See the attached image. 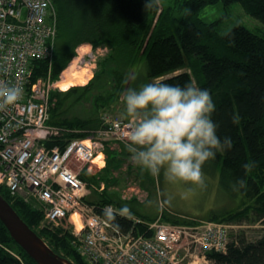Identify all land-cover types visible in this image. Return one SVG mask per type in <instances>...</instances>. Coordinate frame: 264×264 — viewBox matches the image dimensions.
<instances>
[{
    "label": "trees",
    "instance_id": "trees-1",
    "mask_svg": "<svg viewBox=\"0 0 264 264\" xmlns=\"http://www.w3.org/2000/svg\"><path fill=\"white\" fill-rule=\"evenodd\" d=\"M52 1L58 12L59 24L52 80L59 81L80 46L90 44L98 48L108 45L113 49V62L118 64L110 82L114 91L110 98L124 94L128 85V69L135 64L141 65L144 84L163 78L161 82L181 86L195 81L201 89H208L216 108L212 119L218 125L217 134L221 141L225 137H231L233 141L231 149L217 150L215 158L208 162L220 173V189L224 194L241 200L242 205L239 210L214 216L211 220L243 225L253 216L254 222L264 225V27L258 33L236 25L222 34L218 29L220 21L206 23L199 16L205 7L219 2L226 7L240 3L249 16L264 26V0H183L180 19L172 17L171 8H161L156 0H148L152 5L149 8H145L146 0ZM151 15L159 19V25L153 31L149 26ZM47 71V64L38 63L34 80L46 77ZM95 78L94 74L88 84H77L71 91L89 90ZM61 94L65 93L51 92L50 124L69 130L86 128L88 125L82 121L60 118L59 112L64 104L57 97ZM98 100L105 102L107 98L103 95ZM234 117L238 122L233 123ZM76 137L86 136L64 133L50 146H64L66 139ZM95 163L100 167L102 160L98 157ZM245 165L250 167L245 168ZM81 178L88 186L96 183L95 176L86 172ZM241 180L243 185L238 183ZM0 194L56 254L74 264H86L74 250L72 236L67 229L49 225L38 229L44 220L40 209L21 198L10 197L3 187H0ZM110 204V201H104L91 205L100 211L101 207ZM111 222L118 224L123 231L135 226L132 218L119 215ZM0 242L15 251L22 260L0 248V264H36L12 240L1 222ZM206 259L207 264H264V234L252 242L244 235L234 236L229 239L225 252L209 251Z\"/></svg>",
    "mask_w": 264,
    "mask_h": 264
},
{
    "label": "built area",
    "instance_id": "built-area-1",
    "mask_svg": "<svg viewBox=\"0 0 264 264\" xmlns=\"http://www.w3.org/2000/svg\"><path fill=\"white\" fill-rule=\"evenodd\" d=\"M58 25L52 0H0V83L18 86L23 93L15 105L0 111V187L10 197L38 207L44 214L43 226L67 229L74 250L86 264H179L192 250L203 251L205 259L209 251L225 252L231 225L132 218L135 226L123 231L104 216L103 209L117 210L114 206L98 211L86 201L88 183L81 176L92 173L100 152L107 164L103 143L91 136L50 146L64 133L73 132L50 124L51 92L62 90L57 82L51 74L34 80L38 63L52 69ZM127 131L125 117L107 112L102 116L100 137L126 144ZM74 214L83 224L81 231ZM0 248L21 260L1 242ZM182 248L187 252L180 259Z\"/></svg>",
    "mask_w": 264,
    "mask_h": 264
},
{
    "label": "rangeland",
    "instance_id": "rangeland-1",
    "mask_svg": "<svg viewBox=\"0 0 264 264\" xmlns=\"http://www.w3.org/2000/svg\"><path fill=\"white\" fill-rule=\"evenodd\" d=\"M181 2L183 0H158L157 3L161 8H171L172 17L180 19L183 16L180 11ZM199 16L206 23L220 21L218 29L222 34L227 33L236 25H243L258 33L262 32L264 27L260 21L249 16L240 3L226 7L223 2H219L205 7ZM149 22L151 31L159 25L157 16L154 18L151 15ZM168 24H164V27ZM84 46H87L90 52L86 51L87 49L82 51ZM112 54L113 49L108 45L95 48L93 45L84 44L76 50V55L66 70L68 71L75 59H78L79 66L89 72L90 79L95 74L96 78L89 90L71 91L73 87L77 86V83L71 86L61 84V80L64 78H70L74 82V79L76 80L74 71H69L65 77L63 75L65 70L60 75L59 81H56L62 89L60 91L58 89L56 92L65 93L57 97L64 104L59 112L60 118L86 123L88 125L86 128H74L71 132L86 137H96L103 143L104 153L107 155V164L104 154L100 152L98 157L102 160L101 166L97 167L95 161V165L91 166V174L95 176L96 183L88 186L89 192L86 201L90 205L110 201V205L117 210L123 205H127L131 210V218L154 221L162 217L183 224H195V222L200 223L201 221L215 222L211 220L214 216H223L231 211L239 210L242 207L241 200L224 194L220 189V173L218 174V170L208 161L202 167L206 187L189 191L193 187L190 184L169 183L165 180L163 171L159 177H153L148 171L136 165L123 142L107 140L104 135L99 136L98 130L102 127V116L106 112L113 116L125 117V107L121 102V97L110 98L114 94L110 82L114 71L118 69V64L111 58ZM54 64L55 60L52 69L47 66V76L51 74L52 78ZM140 66L135 64L128 69L127 89H138L144 85V81H141L143 74ZM103 95L107 98L105 102L98 100ZM106 165H108L107 169H104ZM35 208L38 209L36 206ZM253 220L254 217L250 216V219L245 220L243 225L232 224L233 228L230 229L229 239L244 235L248 241L252 242L261 238L264 234V225ZM43 223L44 220L38 229H41ZM186 252L184 248L180 250V259L185 256ZM196 255L203 256V251L192 250V254L189 253L187 257L185 256L186 258L182 259L179 264H207V260L204 263Z\"/></svg>",
    "mask_w": 264,
    "mask_h": 264
},
{
    "label": "clouds",
    "instance_id": "clouds-1",
    "mask_svg": "<svg viewBox=\"0 0 264 264\" xmlns=\"http://www.w3.org/2000/svg\"><path fill=\"white\" fill-rule=\"evenodd\" d=\"M151 6L146 0L145 8ZM22 94L20 87L0 83V111L15 105ZM120 99L128 120L126 148L132 161L153 177L163 171L169 183L192 185L189 191L205 188V162L214 159L217 150L233 147L231 137L221 141L217 134L218 125L212 119L216 108L210 91L201 89L195 81L183 86L153 81L138 89H126ZM236 122L238 118L234 117ZM238 183L243 185L244 181ZM103 213L109 221L117 215L131 219L127 205L118 210L107 206ZM114 228L119 229V225Z\"/></svg>",
    "mask_w": 264,
    "mask_h": 264
},
{
    "label": "water",
    "instance_id": "water-1",
    "mask_svg": "<svg viewBox=\"0 0 264 264\" xmlns=\"http://www.w3.org/2000/svg\"><path fill=\"white\" fill-rule=\"evenodd\" d=\"M0 222L12 240L36 264H74L56 254L46 241L20 217L2 194H0Z\"/></svg>",
    "mask_w": 264,
    "mask_h": 264
},
{
    "label": "bare ground",
    "instance_id": "bare-ground-1",
    "mask_svg": "<svg viewBox=\"0 0 264 264\" xmlns=\"http://www.w3.org/2000/svg\"><path fill=\"white\" fill-rule=\"evenodd\" d=\"M86 49H88L87 46L82 47V51L86 50ZM78 61H79L78 59H75V61L71 64V66L68 69V71L63 73V75H65V77H66V74L69 71H71V72L74 71V73L76 75V80L74 79V82H73V81H71L70 78H64L63 80H61V84H63V86H65V83L69 82V80H70V82H73V84L77 83V84H81V85H86L90 81L89 72L85 68L79 66ZM86 144H90V142L88 141V142H86ZM97 158H98V155H97V157L95 159H97ZM72 219H73V221L75 223V226H76L77 230L81 231L83 229V224H82V222L80 220L79 215L78 214H74Z\"/></svg>",
    "mask_w": 264,
    "mask_h": 264
},
{
    "label": "crops",
    "instance_id": "crops-1",
    "mask_svg": "<svg viewBox=\"0 0 264 264\" xmlns=\"http://www.w3.org/2000/svg\"><path fill=\"white\" fill-rule=\"evenodd\" d=\"M86 51H88V52H90V49H87ZM59 84H60V82H59ZM63 85V84H62ZM71 85H74L73 84V82H70V80H69V82H66L65 83V86H71ZM92 175V174H91ZM198 258H200V260L202 261V262H206V259L203 257V256H201V257H199L198 255H196ZM196 262V261H195Z\"/></svg>",
    "mask_w": 264,
    "mask_h": 264
}]
</instances>
